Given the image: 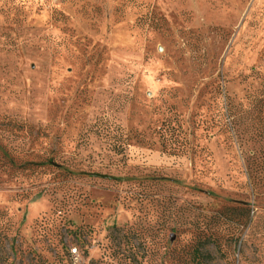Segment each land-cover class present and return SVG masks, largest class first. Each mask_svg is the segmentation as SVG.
Masks as SVG:
<instances>
[{"label": "rangeland", "instance_id": "obj_1", "mask_svg": "<svg viewBox=\"0 0 264 264\" xmlns=\"http://www.w3.org/2000/svg\"><path fill=\"white\" fill-rule=\"evenodd\" d=\"M260 131L264 0H0V264H264Z\"/></svg>", "mask_w": 264, "mask_h": 264}, {"label": "trees", "instance_id": "obj_2", "mask_svg": "<svg viewBox=\"0 0 264 264\" xmlns=\"http://www.w3.org/2000/svg\"><path fill=\"white\" fill-rule=\"evenodd\" d=\"M226 108L229 109V104H226ZM233 108V107H231ZM235 108L231 109V111L235 112ZM230 113V112H229ZM231 114V113H230ZM224 117L225 114L221 113V110H217V114L213 115L212 117V121H211V128H215L218 126H221V123H224ZM226 126V125H225ZM260 130H263L262 128H260ZM234 131V130H233ZM260 135H258V142L256 144H264V132L260 131L259 133ZM251 184H250V191L253 194H259L260 192H262L264 194V147L262 146L259 149H254L252 152V157H251ZM226 212H230L232 214H236L237 215V222L238 224H236L238 227V229L241 230V233L238 237L239 241H241L242 244H244V233L246 231V229H248V232H250L252 230V227L256 221V219L258 218V216H256V213H254L253 210L249 209V208H245V207H240V208H229L225 210ZM247 232V235H248ZM246 236V235H245ZM215 242L214 236L211 235L210 237L205 239V244L208 243H213ZM209 255L205 256L203 259H201V261H197L196 264H209Z\"/></svg>", "mask_w": 264, "mask_h": 264}, {"label": "built area", "instance_id": "obj_3", "mask_svg": "<svg viewBox=\"0 0 264 264\" xmlns=\"http://www.w3.org/2000/svg\"><path fill=\"white\" fill-rule=\"evenodd\" d=\"M74 253H76V250L75 251H73Z\"/></svg>", "mask_w": 264, "mask_h": 264}]
</instances>
